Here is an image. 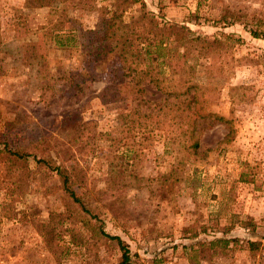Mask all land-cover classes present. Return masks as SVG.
<instances>
[{"label": "rangeland", "instance_id": "rangeland-1", "mask_svg": "<svg viewBox=\"0 0 264 264\" xmlns=\"http://www.w3.org/2000/svg\"><path fill=\"white\" fill-rule=\"evenodd\" d=\"M25 1L0 0V143L32 155H0V264H119L97 225L130 264H264V35H250L264 34V0ZM109 20L116 39L95 51L88 32ZM133 70L162 87L141 82L149 108L113 89L101 101ZM187 85L198 113L230 121L228 142L209 118L191 151L187 95L158 102ZM46 155L101 224L35 163Z\"/></svg>", "mask_w": 264, "mask_h": 264}, {"label": "trees", "instance_id": "trees-1", "mask_svg": "<svg viewBox=\"0 0 264 264\" xmlns=\"http://www.w3.org/2000/svg\"><path fill=\"white\" fill-rule=\"evenodd\" d=\"M68 0H26L25 3L28 6L34 5L35 7H49L52 4H54V2H56V4H64L66 3ZM137 0H125V3H136ZM80 3V1L78 2V4ZM88 34H91L90 36H92L91 38H89V43L91 41L92 47L95 51H97L98 49L100 50L101 47H103V44H111L112 42L115 41V33L112 27V20H109L107 23H100L99 26L97 27V29L91 33L88 32ZM250 35L253 38H260L262 37L264 34L261 32H257V31H250ZM126 40V39H125ZM191 41H195L198 42L200 44L203 45H212L215 44L216 41H212V42H207L205 41L203 38L200 37H193ZM54 45L59 48V47H64L67 46L66 42L60 41L59 39H55L54 38ZM129 46V45H128ZM98 53L96 52L94 55H97ZM139 54V53H138ZM144 54V56L147 57H152V55L154 56V58H158L160 57L159 53H151L149 51H145L144 53H141L139 55H136L135 57L138 59L139 57L141 59L144 60V57H142ZM138 56V57H137ZM151 60V58H150ZM127 71L128 68H127ZM134 74L130 75L128 74L127 77H129V80L127 81V83H125L126 90L124 92H121L119 90L118 84L114 85V86H107L106 88H103L101 93H100V98L101 101L104 97H106L111 89H113V93H115L119 98L121 97L120 95L126 98H129L132 102L136 103L138 105L139 108L141 107H150V102L146 101L144 99V93L145 90L143 88V86L141 85V82L143 80H145V78H147V81L149 84L153 82V84H155L156 88L161 90L162 87L158 86V82L156 81L155 78L150 76V73L145 70L144 73L142 72H138L137 73L133 70ZM140 74L142 76H140ZM161 82V80L159 81ZM190 88H192V85L189 86L187 85L184 89V91L182 93L179 92H174V91H164L165 95L164 98H159L158 102H165L170 96H173V98L178 97V95H182L185 94L187 95L186 98L183 99H179L178 102L181 103L183 106L186 107V112L189 117V126L191 127L190 129V137H191V143L189 145V148L191 149L192 152H197L198 148H199V144H198V137L199 134L201 132V129H197L196 127L199 126L201 123L204 122H209L208 119L212 118L211 121H219L222 122L223 124H226L227 128H228V132L225 135L224 139L225 142H228L232 136V127H231V123L229 120L221 117V116H214V115H201V113H198L193 106L196 104L198 97L196 95H190L188 93L187 90H189ZM197 87L195 86V89ZM187 93V94H186ZM157 104V103H156ZM159 104V103H158ZM151 111V110H150ZM210 121V122H211ZM2 144V149H0V155L2 154H6L8 155V157H11L12 159L15 160H25L26 157L28 156H32L31 154H27V153H22L20 152V150L18 149H12L8 146V144L6 143H0ZM33 158H35V163L36 164H42L44 166V168H48L50 171L55 172L56 176L60 179V183H61V189L63 190V192L68 196V198L72 201L73 204H75L77 206V208H79L83 213L87 214L90 217H94L95 221L98 223H100L98 217L96 215H94L93 211L91 209H89V207L82 201V198L80 196V191L78 189V187L76 186V175L74 174L73 171L66 169L65 167H60V166H56L53 167V165L50 164L51 159L49 157V155H46V158H36L33 156ZM101 224V223H100ZM95 230L102 235L105 238L111 239V240H115L116 244H117V248L119 250L120 253V261L119 264H130V254L128 251V248L126 247V245L123 244V242L116 236H109L106 235L100 225H97ZM230 243L229 239H214L213 241H210L208 243V245H210L211 247L213 246H218L221 249H228V245ZM261 244L259 241H246V247L247 250L249 251V253L254 254L257 252V250L260 248Z\"/></svg>", "mask_w": 264, "mask_h": 264}]
</instances>
